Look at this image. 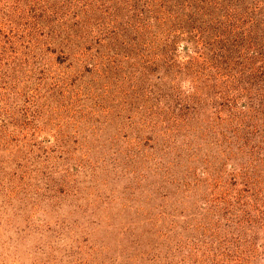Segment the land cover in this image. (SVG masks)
Instances as JSON below:
<instances>
[{
    "label": "rangeland",
    "instance_id": "rangeland-1",
    "mask_svg": "<svg viewBox=\"0 0 264 264\" xmlns=\"http://www.w3.org/2000/svg\"><path fill=\"white\" fill-rule=\"evenodd\" d=\"M0 264H264V0H0Z\"/></svg>",
    "mask_w": 264,
    "mask_h": 264
}]
</instances>
